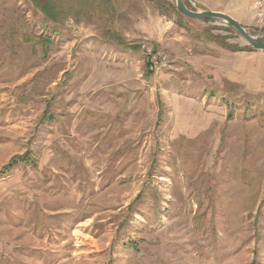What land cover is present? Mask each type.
<instances>
[{"label":"rangeland","instance_id":"rangeland-1","mask_svg":"<svg viewBox=\"0 0 264 264\" xmlns=\"http://www.w3.org/2000/svg\"><path fill=\"white\" fill-rule=\"evenodd\" d=\"M111 3L0 0V264H264V82L197 78L168 22L257 51L171 0L108 26Z\"/></svg>","mask_w":264,"mask_h":264},{"label":"crops","instance_id":"crops-1","mask_svg":"<svg viewBox=\"0 0 264 264\" xmlns=\"http://www.w3.org/2000/svg\"><path fill=\"white\" fill-rule=\"evenodd\" d=\"M190 8L195 6L204 10L221 12L240 25L241 18L252 16L251 0H183ZM169 21V19H168ZM170 30L177 29L179 35L170 38V44L181 47L183 60L189 61L190 70L197 78H211L212 82L221 81L252 87L254 80L264 82V54L247 50L231 52L223 49L207 38V33H195L179 28L174 21L168 22ZM169 44V45H170Z\"/></svg>","mask_w":264,"mask_h":264},{"label":"water","instance_id":"water-1","mask_svg":"<svg viewBox=\"0 0 264 264\" xmlns=\"http://www.w3.org/2000/svg\"><path fill=\"white\" fill-rule=\"evenodd\" d=\"M175 10L185 18L192 20H207L217 22L232 28L247 45L264 54V43L252 36L238 22L221 12L199 9L195 6L189 8L183 0H171Z\"/></svg>","mask_w":264,"mask_h":264},{"label":"built area","instance_id":"built-area-1","mask_svg":"<svg viewBox=\"0 0 264 264\" xmlns=\"http://www.w3.org/2000/svg\"><path fill=\"white\" fill-rule=\"evenodd\" d=\"M251 2L255 20L264 24V0H251ZM140 47L151 72H158L166 66L167 56L165 54L155 51L149 45L142 44Z\"/></svg>","mask_w":264,"mask_h":264},{"label":"trees","instance_id":"trees-1","mask_svg":"<svg viewBox=\"0 0 264 264\" xmlns=\"http://www.w3.org/2000/svg\"><path fill=\"white\" fill-rule=\"evenodd\" d=\"M111 6H112V10L110 11V15H112V16H108L107 15V13H105V12H98V13H100V15L104 18V22L108 25V26H111V25H119V21H118V19H112L113 18V16H114V12L115 11H118V9H119V7L121 6V5H123L122 3H121V0H111ZM189 8H190V6L188 5V4H186ZM172 9L174 10V8L172 7ZM174 12H176L175 10H174ZM85 13V12H84ZM176 13H178V12H176ZM178 15H180L179 13H178ZM115 16H117V15H115ZM185 19V18H184ZM203 21H206L207 22V20H203ZM210 39V38H209ZM210 41L212 42L213 40H211L210 39ZM264 43V42H263ZM223 49H226V50H229V49H227V48H225V47H222ZM245 49L243 48L242 50L240 49V50H229V51H231V52H239V51H244ZM156 51V50H155ZM147 60V59H146ZM146 69H147V71L149 72L150 70H149V68H148V65H146ZM151 72V71H150ZM20 162H23V160H20L19 161V163ZM16 163L14 162V160L7 166L8 168L10 167V168H12V167H14V165H15ZM5 169V168H4Z\"/></svg>","mask_w":264,"mask_h":264}]
</instances>
